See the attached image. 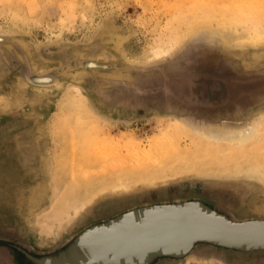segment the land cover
Listing matches in <instances>:
<instances>
[{
  "label": "rangeland",
  "instance_id": "obj_1",
  "mask_svg": "<svg viewBox=\"0 0 264 264\" xmlns=\"http://www.w3.org/2000/svg\"><path fill=\"white\" fill-rule=\"evenodd\" d=\"M262 18L264 0H0V238L47 252L120 211L189 197L264 219V182L245 175L264 172V103L239 114L209 100L214 79L264 83V45L245 31ZM27 64L57 83L30 84ZM251 124L242 147L202 138ZM158 264H264V252L200 246Z\"/></svg>",
  "mask_w": 264,
  "mask_h": 264
},
{
  "label": "water",
  "instance_id": "obj_2",
  "mask_svg": "<svg viewBox=\"0 0 264 264\" xmlns=\"http://www.w3.org/2000/svg\"><path fill=\"white\" fill-rule=\"evenodd\" d=\"M80 64L86 69L98 68L91 62ZM33 72L27 64L25 77L34 86L49 87L57 83L53 75H46L49 78L46 82L30 79ZM215 80L211 89L217 90ZM201 87L205 89L206 77ZM263 236L264 219H237L218 204L189 197L144 203L120 211L82 227L47 252L0 238V261L3 264H158L163 260L183 261L200 246L239 254L264 252Z\"/></svg>",
  "mask_w": 264,
  "mask_h": 264
},
{
  "label": "bare ground",
  "instance_id": "obj_3",
  "mask_svg": "<svg viewBox=\"0 0 264 264\" xmlns=\"http://www.w3.org/2000/svg\"><path fill=\"white\" fill-rule=\"evenodd\" d=\"M261 1V0H260ZM251 6V5H250ZM260 4L257 2L254 4V6L252 5L251 7H248V9L243 8L242 10H244L243 14H247L248 12L252 11V12H256L258 13V9H259ZM246 17V16H244ZM258 17V19L260 18L259 15H256V18ZM248 34L249 37L246 39V42L248 41V43L250 45H253L254 47L260 46V45H264V18L261 19V21L259 22L258 26H256L254 29H249L245 30ZM245 32V33H246ZM222 35V34H221ZM230 38H227V40H230ZM217 40V39H215ZM233 40V39H232ZM230 42V41H229ZM228 42V43H229ZM222 44V43H221ZM230 44V43H229ZM166 55V53H162V54H158L156 58H162ZM97 113V112H96ZM174 124V126L177 125V130L181 127H183L179 121L177 120H168L167 122H171ZM127 123V122H126ZM128 125V124H127ZM191 133V132H190ZM197 134V133H196ZM258 134V126L257 125H250L248 127L245 128V130H243L242 132H238L235 134H222V135H202V138H204L206 141L208 142H212V143H216V144H220V143H227V145L232 144L236 147H242L244 145H247L249 142L253 141L256 139ZM192 135V134H191ZM196 137V136H195ZM200 137V136H198ZM197 138V137H196ZM201 138V139H202ZM131 139V138H130ZM185 151V150H184ZM177 152V150H176ZM179 154V153H178ZM181 154V153H180ZM180 156V155H179ZM187 156V155H185ZM184 156V157H185ZM189 168V167H188ZM172 171H176L175 173L178 172H184V168L183 166H175L172 168ZM190 169V168H189ZM159 170H162V168L160 167ZM244 171V170H243ZM150 172V171H149ZM241 172V171H240ZM128 173V172H127ZM146 173V172H145ZM155 173V172H154ZM132 174L135 175L134 172H132ZM127 175V174H125ZM145 174H143L144 176ZM149 175V174H148ZM245 175L248 177V179H253V180H259L260 182H264V172L263 170H259L258 168H253L251 170H247V172H245ZM116 177V176H115ZM134 177V176H132ZM122 179V178H121ZM131 179V178H130ZM147 179V178H146ZM153 179V178H152ZM165 179V178H164ZM167 179V178H166ZM156 180V179H155ZM162 181V180H161ZM149 182V181H148ZM151 182V181H150ZM122 184V183H121ZM141 184V183H140ZM144 184V182H143ZM148 185V184H147ZM152 185V184H150ZM154 185V184H153ZM133 186V185H132ZM130 187V186H129ZM135 187V184H134ZM125 188V187H124ZM123 188V189H124ZM264 238V236L262 237Z\"/></svg>",
  "mask_w": 264,
  "mask_h": 264
},
{
  "label": "flooded vegetation",
  "instance_id": "obj_4",
  "mask_svg": "<svg viewBox=\"0 0 264 264\" xmlns=\"http://www.w3.org/2000/svg\"><path fill=\"white\" fill-rule=\"evenodd\" d=\"M255 86L252 85V87L250 88V92L249 93H240V96H242L239 100H240V104L237 105L236 100H232L230 105H225L224 109H247L248 107H250V104H253L252 100L253 98H255L256 96H259L261 94H264V83L260 84V83H254ZM246 89H249L248 87H245ZM251 88H254V90ZM196 92V91H195ZM232 93V95H235V91H232L230 88H227V86H224L223 84H219V88H218V92L217 94L215 92H209V100L214 104V105H223V101L226 99L227 94L228 93ZM216 98L217 100V104L214 102V99ZM194 100V98H192ZM239 103V102H238Z\"/></svg>",
  "mask_w": 264,
  "mask_h": 264
},
{
  "label": "crops",
  "instance_id": "obj_5",
  "mask_svg": "<svg viewBox=\"0 0 264 264\" xmlns=\"http://www.w3.org/2000/svg\"><path fill=\"white\" fill-rule=\"evenodd\" d=\"M223 84H224V86H227V88H230L232 91L238 90V92L235 93V95H232V93H230V92L227 94V97L224 100L225 105H230L232 100H236L237 105H239L241 103L239 99L242 97V96H240V93H249L250 92V88L249 87H248L249 89H246L245 87H240V86H238L239 83L226 82V83H223ZM235 84H238L237 85L238 87H234ZM252 89L254 90V88H251V90ZM252 102L255 105H258V104L260 105L262 102L264 103V94L256 96L255 98H253ZM245 110L246 109L241 110L239 108V109L236 110V112L239 113V114H242V113H245Z\"/></svg>",
  "mask_w": 264,
  "mask_h": 264
},
{
  "label": "snow or ice",
  "instance_id": "obj_6",
  "mask_svg": "<svg viewBox=\"0 0 264 264\" xmlns=\"http://www.w3.org/2000/svg\"><path fill=\"white\" fill-rule=\"evenodd\" d=\"M86 67H87V65H86Z\"/></svg>",
  "mask_w": 264,
  "mask_h": 264
}]
</instances>
